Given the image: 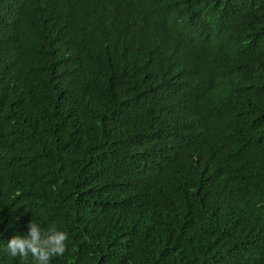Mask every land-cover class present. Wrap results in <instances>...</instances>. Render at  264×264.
Segmentation results:
<instances>
[{"label":"trees","instance_id":"obj_1","mask_svg":"<svg viewBox=\"0 0 264 264\" xmlns=\"http://www.w3.org/2000/svg\"><path fill=\"white\" fill-rule=\"evenodd\" d=\"M264 264V0H0V264Z\"/></svg>","mask_w":264,"mask_h":264},{"label":"clouds","instance_id":"obj_2","mask_svg":"<svg viewBox=\"0 0 264 264\" xmlns=\"http://www.w3.org/2000/svg\"><path fill=\"white\" fill-rule=\"evenodd\" d=\"M27 234L13 235L7 242L6 250L13 257L24 261L31 256L35 264H50L53 257L62 256L66 251L68 234L51 225L46 231L29 221Z\"/></svg>","mask_w":264,"mask_h":264}]
</instances>
